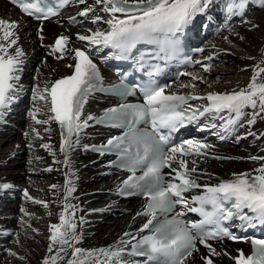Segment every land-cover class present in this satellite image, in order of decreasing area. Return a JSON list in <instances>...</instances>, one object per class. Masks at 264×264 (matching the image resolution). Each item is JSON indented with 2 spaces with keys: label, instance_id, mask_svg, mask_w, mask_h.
<instances>
[{
  "label": "snow or ice",
  "instance_id": "1",
  "mask_svg": "<svg viewBox=\"0 0 264 264\" xmlns=\"http://www.w3.org/2000/svg\"><path fill=\"white\" fill-rule=\"evenodd\" d=\"M80 2L84 3V0ZM258 2L264 5V0H258ZM11 3L18 5L22 12L28 16H34L37 20H47L58 14L55 8L49 7L47 10L42 8L39 0H28V2L11 0ZM62 3H67V0H62ZM96 3L101 4L103 11L109 14V18L105 21L109 26L108 30H96L90 35H79L78 39L118 50L119 54L115 58L127 59L126 53H130L140 43L157 45L159 51L165 56L174 54L178 50L177 34L183 33L186 28L192 26L197 16L209 8L212 0H96ZM247 3L248 0L229 3L228 14L243 15ZM92 10L91 7H85L79 15L87 16ZM71 19L75 20V17ZM101 19L102 17L96 16L93 23ZM17 27V21L0 18V120L15 99L12 91L16 88V81L19 80L17 73L20 71V65L23 64L21 58L24 53L20 48H15L14 53L9 51L17 43L15 38ZM253 27L256 26L253 25ZM68 41L69 37L65 35L55 40L52 51L60 53L57 59L63 58ZM72 51L75 63L69 65L74 67L71 75L57 79L50 85L45 84L42 90L39 85L33 89V100L45 103L50 113L48 119H36L37 113L41 111L40 108H35L29 115L36 124H48L52 120L59 124L60 152L65 157L64 165L69 168L71 166L69 152L80 145V133L89 127L88 121L96 120L97 123H111L116 127H124L126 131L123 135L109 139L106 145L99 147L93 145L91 148L100 155L115 151L119 161L118 166L131 172L116 191L121 196L143 195L147 198L148 202L144 211L138 212L137 215L150 217L140 229L141 232L148 230L149 234L142 236L133 245L131 253L122 247L125 243L123 238L107 248L86 250L75 246L81 239L76 234V223L71 219L75 215L76 206L67 202L68 196L75 189L71 186L72 182L66 178L65 200L63 210L59 213V223L52 224L49 228L48 252L51 253L56 248L57 254L45 257L43 264H56L58 259H62L59 254L67 253L68 249H71V258L66 261V264H132L123 259L129 254L144 258L135 264H189L193 254L199 251L197 243L209 250L210 255L201 258L204 264H213L211 257L221 253L209 243L210 240L224 237L233 241L241 239L227 227H223V221L238 217L242 222L241 227L244 223L253 227L255 223L264 225V157H249L253 161H261L260 167L252 172L233 173L232 178L222 180L218 184L201 186L193 177L197 171L196 161L192 160L193 166L189 168V161L184 157L206 156L207 153L203 150L208 145L188 139L178 145L167 147L172 132L186 122L196 121L198 116H204L206 113H220L228 110L235 113L239 119L243 114L242 109L247 106L253 109L259 106L260 112L264 113V81H258V77L264 74V67L256 66L249 84L244 89L227 93H207L206 99L210 101V104L202 110L192 109L188 103L189 100L200 97L180 95L176 92L166 94L165 87L169 86L158 87L150 84L143 89V104H120L118 107L105 110L101 117L97 118L91 114L84 117V105L92 92L112 91L125 96L131 94V89L124 86L123 82L108 89L103 88V78L87 52L78 48ZM206 59L210 61L212 57L209 56ZM197 63L200 62L197 61ZM261 63L264 64V61ZM203 68L205 72L210 71L211 65L203 64ZM192 79L200 80L202 77L194 75ZM189 86L195 88L196 85L181 87ZM142 122L149 124L150 130L139 128L138 125ZM234 123L235 121L231 119L227 121V125ZM248 123H255V115ZM165 129L167 133L163 131ZM32 131L37 137L40 136L35 128ZM48 131L50 129L45 128V132ZM25 135L28 134L25 133ZM31 147L32 145L29 144V148ZM41 147L51 148L49 144H42ZM83 147L87 150L89 146ZM216 158L231 159V157ZM174 162L178 164V168L173 167ZM165 168H170L175 176L172 177L169 173L170 178L165 179L163 172ZM51 170V168L47 169V171ZM137 171L142 174L137 175ZM65 175L67 177L68 174ZM177 180L179 182H176ZM12 187L11 184H0V189ZM58 187L55 184L51 185L52 189ZM201 187L204 189L203 194L191 197V203L199 206L192 207L184 193ZM23 194L27 200L45 208L48 207L46 201L30 196L27 189ZM177 205H183L186 211L199 213L203 219L198 223L185 222L181 219L184 211L175 212L169 219L168 214L173 213ZM208 206H211V210H208ZM20 211L26 216L31 215L24 208ZM81 222H83L82 218ZM205 225H214L215 228L205 231ZM129 235L124 233V236ZM251 244L252 254L246 256L240 251L238 256L233 257L235 264H264V239H252ZM8 254L17 255L11 249L8 250Z\"/></svg>",
  "mask_w": 264,
  "mask_h": 264
},
{
  "label": "bare ground",
  "instance_id": "2",
  "mask_svg": "<svg viewBox=\"0 0 264 264\" xmlns=\"http://www.w3.org/2000/svg\"><path fill=\"white\" fill-rule=\"evenodd\" d=\"M233 2L238 3L239 0H212L209 8L198 15L193 25L190 26L191 29L195 28L198 22L203 19L202 28L196 29L197 36L200 35L199 46L203 49L195 57L200 63L183 73L182 78L173 83L169 91L189 93L200 97L194 100L193 105L201 107L209 105L210 101L206 99L209 92L227 93L246 88L256 66L264 67V64L261 63L264 61V5H261L258 0H248L244 12L249 10L250 5H254L256 13L252 14L254 11L252 12L250 8L249 14H245L246 17L240 15L235 20L234 16L239 14L229 15L227 12V5ZM262 6L260 11L259 7ZM85 7H91L93 10L87 16L79 15ZM96 16L102 17V19L93 23ZM72 17H75V20H72ZM0 18L18 22V27L15 29L17 43L9 51L14 53V49L18 47L24 53L21 58L23 64L20 65V71L17 73L19 80L16 81V88L12 91L15 99L5 110L3 119L0 120V184H11L12 175L16 173L15 170H6L3 165L8 161L10 163L13 156L21 157L25 153L30 167H26L27 173L18 170V172L25 173L26 179L22 180L24 182L22 187L20 186L21 182L16 183V186H20L23 192L27 189L29 195L34 199L44 200L48 204V207L45 208L28 200V204L18 205L20 207L16 210L19 218L15 222L13 235L15 241L12 243L11 239H7L8 241L3 242V239H0V252L2 253L0 254V264H43L45 257L57 254L56 248L53 249V252H48L49 228L50 225L59 223V213L63 210L65 200L66 178L72 182L71 186L75 189L67 198L68 203L76 206L75 215L71 219L76 223V234L81 239L75 246L86 250L107 248L123 238L125 243L122 247L127 250L133 238L141 233L140 229L149 217L137 215L138 212H142V200L130 199L127 201L116 194V186L126 174L108 168L106 157L96 156L90 151L92 144L108 135L107 130L98 126H90L91 121H88L89 127L80 133V145L69 152L71 165L69 168L64 165L65 157L60 152L61 129L59 124L54 120L49 121L48 124H36L29 115L35 108H40L41 111L37 113L36 119H48L50 113H48L45 103L33 100V89L39 85L42 90L45 84L50 85L55 80L73 73L74 67H69L75 63L72 49L78 48L91 55V59L102 69L105 84H110L116 79L111 68L113 49L78 39L79 35H90L96 30H108L109 26L105 21L109 18V14L103 11V6L97 4L96 0H84V3H81L80 0H73L58 16L44 22L32 23L0 0ZM244 18L245 20H243ZM247 19L249 20L246 21ZM212 20L224 23L226 31L222 33L219 31L218 34L212 32L211 35L214 38L204 42L201 34L210 32L208 29L211 27ZM70 22H73V25L70 26ZM61 35L68 36L69 41L63 58L57 59L60 53H53L52 46ZM226 37L227 39H225ZM207 51L209 53L205 55ZM209 56L212 57L210 61L206 59ZM222 57L229 61L233 57L239 58L240 68L234 77L224 78L220 81L222 85L213 87L212 84L217 81L212 78L218 72L213 67L210 71L205 72L203 64L219 63L223 60ZM36 68L37 71H33ZM194 75L202 77V79L193 80L192 76ZM209 80L212 84H208ZM258 81H264V74L258 77ZM191 84H195V88L181 87ZM109 103L110 98L90 94L84 105V117L89 114L94 116L99 112V109L106 107ZM23 107H26L25 112L20 111V108ZM242 113L239 119L235 113L228 110L220 113H206L199 121V126L194 129L192 139L208 145L203 150L207 155H190L185 159L189 161V168L193 166L191 161H196L197 171L193 176L202 186L205 184L215 185L222 180L232 178L233 173L252 172L260 167L261 161H253L249 157H264V113L260 112L259 106L255 109L247 106L242 109ZM254 115L255 123L249 124L248 121ZM223 117L224 119L231 118L237 122L230 141ZM23 125H26L27 129ZM19 128L24 129L23 134H20ZM33 128L40 133L39 137L32 131ZM45 128L50 131L45 132ZM204 129L205 132L202 133ZM10 140H15V142L12 141V144H9ZM5 142L8 144L4 145ZM29 144L32 145L31 148H29ZM42 144H49L51 148L45 149L41 147ZM84 145L89 146L87 150L83 147ZM216 157H231V159H217ZM11 163L13 164V162ZM20 164L22 162L19 161ZM48 168L52 170L47 171ZM41 176H45V184L43 183L44 179L34 184L35 180ZM99 178L100 183L95 184L94 179ZM42 183L43 185H41ZM53 184L59 187L52 189L51 185ZM12 188L14 189V186ZM6 190L0 189V196ZM11 194V197L16 196V194ZM22 199L25 198L22 197ZM7 204L10 209L15 206L14 203ZM21 208L31 215H24L20 211ZM109 212H118L119 215L117 214L118 217L115 219H107V217L104 219L102 215ZM9 216L0 212V230L3 232L0 234L4 237L7 232L5 225ZM102 217L103 220H101ZM81 218L83 222H81ZM104 223L106 225L102 226ZM124 233L130 235L124 236ZM213 247L221 253L211 257L213 264H235L233 257L238 256V250L248 249L247 243L233 244L227 240L214 242ZM197 248L199 251L193 254L189 264H204L201 258L210 255L208 249ZM9 249L16 252L17 255H9ZM70 253L71 249H68L67 253H60L62 259H58L56 264H66V261L71 258ZM20 257H24V259H20ZM123 259L126 262L135 261L128 255H125Z\"/></svg>",
  "mask_w": 264,
  "mask_h": 264
},
{
  "label": "rangeland",
  "instance_id": "3",
  "mask_svg": "<svg viewBox=\"0 0 264 264\" xmlns=\"http://www.w3.org/2000/svg\"><path fill=\"white\" fill-rule=\"evenodd\" d=\"M249 7V6H248ZM250 8L252 9V12L254 11V9H255V6L254 5H250V7H249V10H250ZM262 8H263V6L260 8L259 7V10L261 11L262 10ZM249 10H247V11H245L244 13H243V17H246V15L247 14H249ZM256 11V10H255ZM253 12L252 14H254V13H256V12ZM246 14V15H245ZM251 14V15H252ZM251 15H249V16H251ZM238 17H240V15H238V16H234V19L236 20V19H238ZM243 20H245V18L243 19ZM242 20V21H243ZM249 19H247L246 21H248ZM234 26V25H233ZM229 29H230V27H229ZM228 29V30H229ZM226 31V29L223 31V32H225ZM211 39H213V36H209V37H206L205 38V41H210ZM218 39V38H217ZM206 53H209L208 51L207 52H205V55H207ZM210 53H211V50H210ZM223 58V60L221 61V62H219V63H212V64H210L211 65V67H213V69H215L218 73H217V75H215V77L214 78H212V79H214L215 81H217V82H215L214 84H212L211 82H210V80L208 81V84H212V86L213 87H216V85H222L221 84V80L222 79H224V78H232V77H234L236 74H237V71L239 70V68H240V59L239 58H236V57H233L232 59H231V61H229L227 58H224V57H222ZM238 59V60H237ZM33 71H37V68L35 69V70H33ZM34 75V74H33ZM219 81V82H218ZM21 111L22 112H25L26 111V107L25 108H23V109H21ZM29 116V115H28ZM26 129H27V126L26 125H23ZM19 130V132H20V134H23V130L24 129H21V128H19L18 129ZM12 141L13 142H15V140H10V142H9V144H12ZM8 144V142H5V144L4 145H7ZM25 155V156H24ZM24 159V160H23ZM9 160V159H8ZM24 162H23V161ZM19 161H20V163L22 162V164H20L19 165ZM26 161V162H25ZM7 162V161H6ZM11 162H13V164L11 163ZM28 162V163H27ZM3 167L6 169V170H10V171H16V173H13V180H12V183H11V185L12 186H14V189L13 188H9V190L7 189L6 190V192H4V194L2 193L1 194V196H0V212L1 213H3V214H7V215H10L9 216V219H8V221L6 222V225H5V228H6V230H7V232H6V234H5V237L4 236H2L1 234H0V239H3V242L4 241H8L9 239H11V241H12V243L15 241V239H14V226H15V222L18 220V218H19V215H17L18 213V211L16 210V209H18L21 205H22V203H25V204H28V200L24 197V194L22 193L23 191V189L21 188L22 187V183H24L22 180H24V179H26V176H25V173H27V168H29L30 166H29V161H28V158H27V155L25 154V153H23L22 154V156L21 157H18V156H13L11 159H10V163H9V161H8V163H5V165H3ZM27 167V168H26ZM0 168H1V166H0ZM20 168V169H19ZM5 169H3V170H5ZM18 170H22V171H25V173H23V172H18ZM10 178H12L11 176H9ZM42 179H44L43 180V183L45 184V176H41V177H39L38 178V180H35V182H34V184H37V181L39 182V181H42ZM21 182V184H20V186L18 187V185L16 186V183H20ZM26 183V182H25ZM43 183L41 184V185H43ZM94 183L95 184H99L100 183V178L99 179H94ZM20 188V189H19ZM10 191V192H9ZM11 193H13V194H16V196L15 197H11L10 195H12ZM22 197L23 198H25V199H22ZM13 198V199H12ZM22 199V200H21ZM23 201V202H22ZM7 203H14V205H10V206H14L13 207V209H10V207L9 206H7L8 204ZM2 205V206H1ZM6 205V206H5ZM18 205H20V206H18ZM7 209H9V210H11L10 212L7 210ZM7 211V212H6ZM115 213V214H114ZM14 214V215H13ZM22 214V213H21ZM113 214V215H112ZM118 212H112V213H104L102 216L104 217V219H106V217H107V219H115L116 217H118ZM16 215V216H15ZM117 215V216H116ZM14 216V217H13ZM115 216V217H114ZM103 217L101 218V220H103ZM11 219V220H10ZM104 225H106V223H104V224H102V226H104ZM10 229V230H9ZM11 229H12V232H11ZM2 231L0 230V233H1ZM3 233V232H2ZM11 235H10V234ZM10 235V236H9ZM7 236H9L8 238H7ZM12 237V238H11ZM8 239V240H7ZM0 254H2L1 252H0Z\"/></svg>",
  "mask_w": 264,
  "mask_h": 264
}]
</instances>
